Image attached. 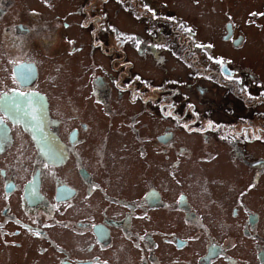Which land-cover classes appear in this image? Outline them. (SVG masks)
<instances>
[{"label": "flooded vegetation", "instance_id": "af4514ba", "mask_svg": "<svg viewBox=\"0 0 264 264\" xmlns=\"http://www.w3.org/2000/svg\"><path fill=\"white\" fill-rule=\"evenodd\" d=\"M109 1L115 5L111 8H117L110 16L104 13L108 7L94 9L93 0H74L70 9L64 1L0 0V264H26L31 256L37 260L29 264H264V137H255V133L264 132L263 80H258L254 71L222 59L226 56L215 52L218 38L202 40L198 27L187 19L189 12L179 15L178 21L164 11L167 3L162 0L158 4L153 0H104L103 4ZM199 1L190 0L189 5L194 7ZM50 2L68 8L77 18L74 25L83 43L109 36L111 45L98 39L101 47L107 46L109 58L128 51L132 68L133 56L153 62L164 74L170 63L176 67L166 79L159 71H149L151 81L141 75L160 87L156 82L165 79L161 88L168 90L172 114L147 136L135 122L128 124L125 134L122 121H113L116 110L109 99L112 91L129 96L120 88V82L124 87L128 80L108 70L94 76L89 99L94 107L103 109L104 119L110 121L107 126L116 128L122 140L120 150L127 152L124 137L131 133L141 160L153 151L170 161L168 173L173 174L180 165L183 170V164L199 151L194 147L198 139L188 137L191 146L177 143L178 130L188 133L191 126L201 136L203 146L215 148L214 153L200 159L211 161L208 164L219 159L231 165L236 161L244 172V189L238 190V201L221 203V194L215 195L208 184L196 192L176 190L177 195L171 198H164L152 183L132 195L134 198L110 192L112 185L125 182V175L118 176V181H105V161L114 157L108 146H113L115 139L101 137L97 146L103 122L93 116V123L83 119L82 113L90 115V110L76 104L64 118L53 115L55 98L52 101L41 87L57 88L63 72L59 67L57 72L50 68L58 58L79 68L70 62L78 48L62 50L70 22L65 15L61 22L48 21L40 13L50 8ZM202 2L201 6L206 5ZM219 2L218 8L226 2L224 10L232 15L226 17L219 40L232 53L240 51L250 42L248 32L254 30L259 18L249 17L248 27L243 25L242 30L235 24L227 0ZM120 16L130 17L135 24L131 26ZM95 40L90 41L92 48ZM112 62L122 61L113 58ZM108 64L113 66L110 61ZM118 68L123 75H130L121 64ZM135 78L141 79L139 75ZM78 81L72 87L74 92L80 90ZM144 89L150 85L145 84ZM143 90L139 96L129 97L143 101ZM213 91L216 98L222 94L228 115L222 111L215 115V104L207 98ZM253 102H263L256 115L239 114L249 110ZM198 104L211 106L203 111ZM82 120L86 122L77 126ZM91 138L94 144H89ZM97 156L102 166L97 165ZM260 191L263 195L255 200L252 193ZM89 210L103 218L83 215ZM224 215L226 223L221 219ZM69 243L75 247L67 248ZM14 250H24V256L12 258Z\"/></svg>", "mask_w": 264, "mask_h": 264}, {"label": "rangeland", "instance_id": "374dc122", "mask_svg": "<svg viewBox=\"0 0 264 264\" xmlns=\"http://www.w3.org/2000/svg\"><path fill=\"white\" fill-rule=\"evenodd\" d=\"M64 1V4L70 9L73 8V1L74 0H52L55 4L57 2ZM157 4L160 0H153ZM206 3V5L201 6L200 2ZM162 2L167 3L164 7V11L170 12L174 15V17L180 21L181 18L178 16H183L185 12H189L188 20L191 21L192 24L198 27L199 37L204 41L212 40L214 37L218 38V44L215 48V52H217L222 59L229 60L231 63H236L238 66L254 71L256 74V78L259 80L261 78L264 82V0H227L228 5L233 8V12L235 15L236 25H240L241 29H246L249 25L248 20L249 17H257L259 21L257 25H259V30L256 31L257 25L248 32L249 43L242 48L240 51H236L232 53V50L225 46L227 44H221L219 37L223 35L224 27L227 23V18H232L231 14H228L224 7H227V3L221 4V8H218V4H220L219 0H200L197 4L193 6L189 5L190 0H162ZM194 2V1H192ZM190 2V4H192ZM104 0H93V8H105L108 7L107 10L104 12L106 15L110 16L117 12V8L114 4H110L109 1L106 4H103ZM218 3V4H217ZM44 4L47 5L45 2ZM50 8L46 11L40 12L43 18H47L48 21L54 20V22H61L63 15L67 18L70 22L67 24L66 30L69 31V34L66 36V44L62 47V50L67 51L69 48L75 50L76 58H72L70 60L71 63H75L79 66L78 70L74 69L68 62H66L63 58H58L56 63H52L51 70H55L57 72V67H59L60 71L63 72L57 88L49 89L44 86H41L49 95L52 101H54L53 107V115L65 117L72 113L73 109L76 108L75 104L78 107H82L84 110H90V115L86 113H82L83 119L88 120L93 123L91 120V116L94 117L95 121L103 122L102 128L99 133V137L97 140V146L102 143L101 137L110 136L111 139H115V144L108 146V151L114 154V157H110L107 161H105L106 168L103 169L105 173V177L108 179L105 181H118V176H124L125 182H120L116 185H112L110 188V192L114 195L118 193H127L126 195H131L130 198H134L136 193L139 194V191H144L146 188L150 186L152 183L155 188L163 194L164 198H171L174 197L176 194V190L185 189V191L189 192L192 189L194 192L203 188L205 184L212 186L211 191L214 189L215 195L221 194V203H234L236 199L238 201L239 196L237 197L238 190L244 189V177L241 174L244 172L239 169L240 167L237 166V162L234 161L229 164L228 161L224 160H217L216 162L210 163L211 161H203L200 158L207 157L208 152L214 153V147H205L202 145L201 136H197L195 133V129L193 127H188L186 131L188 133L178 130L180 137H178L177 143L179 145H190L187 140L188 137L198 139L197 144H194L196 150H199L196 155L192 158L191 161H187L186 164L180 165L176 172L171 174L168 173V162L163 159V157L158 156L150 152V157L146 160H141L137 154V145L135 144L134 135L131 133L127 134V137H124L125 142L127 144V152L123 153L120 149L122 147V140H120L119 135L116 133V128L110 129L107 125L110 123L109 118L104 119L103 109L95 105V107L91 104L92 101L89 99V94H91V90L93 88V80L95 75H99L103 73V70L110 71L117 75H121L128 83L123 87L122 82H120L121 90H127V94L129 96H139L141 90L145 88L146 85H150V89H144L145 97H141L143 101H134L131 97L122 95L120 96L116 91H112V95L109 99L111 105L116 110V117H114L113 121L115 123L122 121V125L125 127V134L128 131V124L130 123H137L138 126H141L142 133L144 136H147L150 133H155L157 129L163 126L168 118V116L172 115L169 113L168 110V101L170 99L166 98L168 95V90H163L162 83H165V79L167 76L173 75L172 72L173 63H170L168 66V70L165 71L164 74L161 70H158L157 67L150 62L149 60H138L133 56V63L132 68V59L126 57L130 52L126 51L124 54H117L115 53L113 58L116 60H121V63L113 64V58H109V53L107 52V46L101 47L102 45L99 44L98 39L106 42L108 41V45L110 44V37L100 36L98 38H90L89 42H82V37L78 33L77 27L74 25L76 22L75 18L68 12V8L66 9L60 5H54L51 2ZM226 12L225 15L223 12ZM255 11V13H254ZM120 18H125L126 23L134 25V21L128 16H120ZM113 22H116V18L111 16ZM186 19V18H185ZM255 22V21H254ZM256 23V22H255ZM243 25L244 28H243ZM97 39V40H95ZM95 40V46L92 48L90 41ZM76 41L79 43L74 44ZM56 47L55 50H57ZM193 48H191L192 50ZM60 54V52L58 53ZM132 55V54H131ZM92 57V58H91ZM127 58V59H126ZM191 58V57H190ZM126 59V60H122ZM113 64L109 65L108 62ZM84 62V65H81ZM121 64V67L124 71H129L130 75H123V72H120L118 66ZM176 68V67H174ZM129 69V70H128ZM68 70L69 72L66 73L65 71ZM159 71L161 74L164 75L165 79H162L156 82L161 83V87L146 81L142 78L145 77L151 81L152 76L149 71ZM173 73V74H172ZM84 75V76H83ZM136 75H139L141 79L135 78ZM142 75V76H141ZM103 77V76H102ZM123 78V79H124ZM79 84V89L77 92H74V88L72 89L73 85L76 83ZM48 84V82H47ZM99 89L103 90L102 85L97 83ZM108 84L106 85V87ZM215 92L213 91L210 96H207L209 102L215 104L212 108L215 111V115H218V111H222V114H227L224 112L225 105L224 102L221 101L222 94H218L217 98L214 95ZM217 94V93H216ZM123 97V102H119ZM171 98V95H170ZM69 100V101H68ZM200 100V99H199ZM57 102V103H55ZM207 102V101H204ZM264 102V101H263ZM263 102H253V106L250 107L249 110H242L239 111V114H244L248 112H254L256 115V110H258V105ZM226 103V102H225ZM200 106V104H198ZM211 106V104H209ZM205 104L200 106L201 110H206L209 106ZM227 105V104H226ZM56 111H55V109ZM261 110L264 112V104L261 107ZM201 112V111H200ZM135 115H138L136 119H133ZM264 117V116H263ZM85 120L80 121L77 126H80L81 123L86 122ZM261 120V119H259ZM255 119V121H259ZM146 127L149 129L146 130ZM193 135V136H189ZM96 136V134H94ZM264 137V132L262 133H255V137ZM95 139V137H94ZM89 144H94L92 138L89 140ZM191 146V145H190ZM26 161V160H25ZM97 165H101V158L97 156L96 158ZM30 162V161H29ZM23 162L25 164L29 163ZM122 163L123 167L119 164ZM189 168L184 171L186 167ZM239 167V168H238ZM124 169V170H123ZM124 173V174H123ZM222 174V175H220ZM174 178V182H173ZM222 179L224 182L218 180ZM241 180L240 185H237V182ZM15 180L18 183V177L15 176ZM21 182V181H20ZM190 183H194L195 187L191 188ZM236 183V184H234ZM179 184H183L182 186H178ZM222 184V186H221ZM111 185V184H109ZM253 197L256 200L257 198L260 199L263 192H253ZM241 199L246 203L244 195H242ZM258 209V208H257ZM97 210V209H96ZM91 214L96 215L97 219H101V215H98L93 212V210L87 211V213H83V215L90 216ZM225 215L229 218V210L225 212ZM222 216L221 219L223 222L226 223L227 217ZM218 235L222 236V230H218ZM80 245L81 243L78 242ZM74 246L75 244L69 243L67 248L70 246ZM66 248V246H65ZM66 248V249H67ZM19 256H24V250H14L12 254V258ZM37 260L36 256H31L26 264L33 263ZM19 261H23L19 260Z\"/></svg>", "mask_w": 264, "mask_h": 264}, {"label": "snow or ice", "instance_id": "6c2138e0", "mask_svg": "<svg viewBox=\"0 0 264 264\" xmlns=\"http://www.w3.org/2000/svg\"><path fill=\"white\" fill-rule=\"evenodd\" d=\"M188 31H191L190 29Z\"/></svg>", "mask_w": 264, "mask_h": 264}]
</instances>
